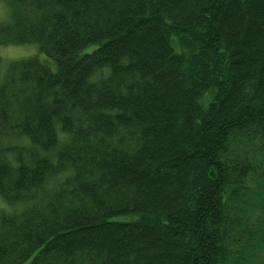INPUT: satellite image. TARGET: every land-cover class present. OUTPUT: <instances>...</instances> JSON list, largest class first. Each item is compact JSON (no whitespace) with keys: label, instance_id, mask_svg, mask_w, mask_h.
I'll list each match as a JSON object with an SVG mask.
<instances>
[{"label":"trees","instance_id":"obj_1","mask_svg":"<svg viewBox=\"0 0 264 264\" xmlns=\"http://www.w3.org/2000/svg\"><path fill=\"white\" fill-rule=\"evenodd\" d=\"M0 264H264V0H5Z\"/></svg>","mask_w":264,"mask_h":264},{"label":"rangeland","instance_id":"obj_2","mask_svg":"<svg viewBox=\"0 0 264 264\" xmlns=\"http://www.w3.org/2000/svg\"><path fill=\"white\" fill-rule=\"evenodd\" d=\"M9 5L5 0H0V24L9 20L10 17ZM32 56H38L43 59L45 56L40 53L38 44L27 46H2L0 45V57L5 62L20 60ZM3 199L0 196V208L5 207Z\"/></svg>","mask_w":264,"mask_h":264}]
</instances>
